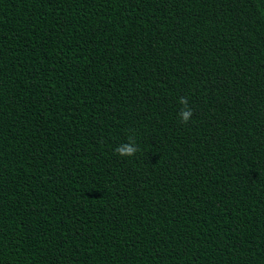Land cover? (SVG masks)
<instances>
[{
  "label": "trees",
  "instance_id": "trees-1",
  "mask_svg": "<svg viewBox=\"0 0 264 264\" xmlns=\"http://www.w3.org/2000/svg\"><path fill=\"white\" fill-rule=\"evenodd\" d=\"M0 264H264V0H0Z\"/></svg>",
  "mask_w": 264,
  "mask_h": 264
},
{
  "label": "clouds",
  "instance_id": "clouds-1",
  "mask_svg": "<svg viewBox=\"0 0 264 264\" xmlns=\"http://www.w3.org/2000/svg\"><path fill=\"white\" fill-rule=\"evenodd\" d=\"M180 102L185 105V108H187V100L185 98L182 97L180 99ZM180 116H181L183 122H187L192 116V110L190 108H187V110H182L180 113ZM117 151L121 155L131 156V155H133V153H135L137 151V149L133 148V147L125 146L121 149H118Z\"/></svg>",
  "mask_w": 264,
  "mask_h": 264
}]
</instances>
